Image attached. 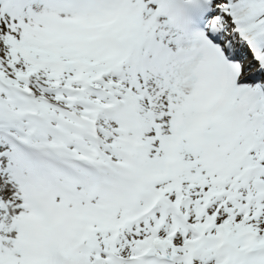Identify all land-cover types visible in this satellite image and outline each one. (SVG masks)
Returning a JSON list of instances; mask_svg holds the SVG:
<instances>
[{
  "label": "snow or ice",
  "instance_id": "6c2138e0",
  "mask_svg": "<svg viewBox=\"0 0 264 264\" xmlns=\"http://www.w3.org/2000/svg\"><path fill=\"white\" fill-rule=\"evenodd\" d=\"M0 264H264V0H0Z\"/></svg>",
  "mask_w": 264,
  "mask_h": 264
}]
</instances>
